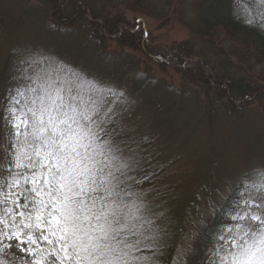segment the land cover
<instances>
[{
  "label": "snow or ice",
  "instance_id": "snow-or-ice-1",
  "mask_svg": "<svg viewBox=\"0 0 264 264\" xmlns=\"http://www.w3.org/2000/svg\"><path fill=\"white\" fill-rule=\"evenodd\" d=\"M123 95L76 73H37L17 89L14 159L0 173V264H156L137 253L158 252L161 230L129 190V160L108 128ZM256 171L210 264H264V168ZM13 249L18 260L8 259Z\"/></svg>",
  "mask_w": 264,
  "mask_h": 264
},
{
  "label": "trees",
  "instance_id": "trees-1",
  "mask_svg": "<svg viewBox=\"0 0 264 264\" xmlns=\"http://www.w3.org/2000/svg\"><path fill=\"white\" fill-rule=\"evenodd\" d=\"M44 1L48 12L44 14L42 27L56 51L53 55L57 58V65L51 64V56L46 58L40 53H37L39 57L34 58L36 61L28 62L27 67L17 63L9 66L7 61L0 73L2 104L12 102L17 89H26L37 73L42 75L48 72L64 78H71L76 73L85 80L94 81L98 87L124 93L116 103L119 113L116 122L108 125L115 141L119 139V142L128 136L122 119L126 118L125 113L129 111L127 106L132 105L130 92L150 96V91H161V99H179V105L182 106L190 104L198 113H202L201 117L209 125L215 116L213 113L224 114L231 122L242 116L255 101L264 109L261 86L256 79L247 77L246 70L242 68L261 66L264 75V0H130V7L109 0ZM139 14L156 15L161 26L179 19L194 39L199 40L200 49L191 41L164 47L154 44L145 35L142 24L138 25ZM4 20L0 10L1 30ZM220 32L231 44L228 52H222L223 59L210 54L207 56L213 50ZM108 43L115 45V51L108 50ZM12 55L8 54V60ZM135 55L178 69L192 85L202 89L200 94L204 100H200L198 93H182L173 87L164 88L160 81L152 82L147 75L137 70L136 63L139 61ZM232 57L240 65L235 66L231 62ZM60 66H63L62 72ZM252 96H255L253 100L247 99ZM107 99L111 101L115 98L109 94ZM168 105L170 110L175 108L168 100L163 103L167 108ZM157 106L163 109L161 104ZM181 112L183 114L182 108L177 113ZM154 139L143 141L145 145H151ZM0 173H6V170H0ZM159 173L156 171L148 177L141 176L136 188H153ZM253 181L244 178L226 195L205 219L190 254L179 264H210L220 235L232 226L230 216L234 210L244 207V199L250 192L254 193L249 188ZM3 191L7 189L0 190V199ZM8 259L11 260L9 256Z\"/></svg>",
  "mask_w": 264,
  "mask_h": 264
},
{
  "label": "rangeland",
  "instance_id": "rangeland-1",
  "mask_svg": "<svg viewBox=\"0 0 264 264\" xmlns=\"http://www.w3.org/2000/svg\"><path fill=\"white\" fill-rule=\"evenodd\" d=\"M109 1L123 7L131 4L130 0ZM0 10L5 17L0 29V73L7 61L9 66L17 63L27 67L28 62L39 57L37 53L46 58L51 56V64L57 65V58L53 55L56 51L42 27L44 14L48 12L44 0H2ZM137 23L142 24L145 35L158 46L182 41L200 45L179 19L161 26L156 15L139 14ZM108 44V50L115 51V45ZM230 46L220 32L207 56L223 59L222 52H228ZM9 53L13 54L10 60ZM135 56L139 61L135 62L137 70L152 82L157 80L164 88L173 87L191 95L202 92L171 65ZM58 59L62 60L61 57ZM231 62L240 65L234 57ZM242 68L247 77L256 79L264 92L262 67ZM161 93L150 91V96H143L130 92L132 105L127 106V119H122L128 136L116 141L130 163L127 170L129 190L140 194L150 206L152 219L161 230L159 251L143 249L137 255L151 256L156 264H179L190 254L201 226L212 213L211 209L216 208L244 178L259 181L256 170L264 168V109L260 108L259 102L253 101L242 116L231 122L224 114L213 113L215 116L209 125L193 106L179 105V99H161ZM254 97L247 99L253 100ZM199 98L204 100L202 94ZM167 100L175 108L170 110V105L168 108L163 106ZM160 104L163 109L157 106ZM11 107L12 102L0 103V170L11 166L18 139L9 111ZM180 108L183 114L177 113ZM172 120L175 122L171 123ZM149 138L154 142L145 145L143 139ZM156 171L160 176L153 188H136L141 176L148 177ZM181 250L184 254L178 255ZM7 255L11 260H18L21 254L13 249Z\"/></svg>",
  "mask_w": 264,
  "mask_h": 264
}]
</instances>
